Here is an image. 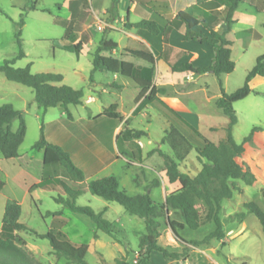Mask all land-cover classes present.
I'll list each match as a JSON object with an SVG mask.
<instances>
[{
    "label": "rangeland",
    "instance_id": "obj_1",
    "mask_svg": "<svg viewBox=\"0 0 264 264\" xmlns=\"http://www.w3.org/2000/svg\"><path fill=\"white\" fill-rule=\"evenodd\" d=\"M112 2L113 0H0V64L14 57L18 51L17 22L23 16L25 24L22 28V41L26 55L18 59L14 65L16 67L30 65L33 73H61L64 76L61 84L84 91L82 104L69 105L70 112L77 119L71 122L65 112L63 117L66 122L63 123L58 120L64 110L61 106H53L44 111L35 100L33 88L7 79L0 71V105L10 103L23 110L27 134L20 147V152L23 154L21 161L24 163L28 161L32 174L39 179L43 176H51L53 168L59 167V177L68 183L76 184L63 166L46 168L42 160H39L38 155L41 153L33 148V144L40 138L41 126L44 125V132L47 129L50 136L56 137V140L60 137L70 141L74 147H78L74 141L75 138H71L72 134L77 136L78 140L87 141L101 154L104 161L115 160L88 180L97 175L115 174L119 178L120 186L129 194L135 195L145 192L147 186L151 185L154 179H158L157 186L170 185V189L167 190L173 191L179 188V184L168 182L163 171V157L158 152L148 155L156 148L173 153L167 143L161 142L170 125L159 109L145 99L140 101L138 115L132 117L127 123L124 121L120 123V131H123L126 126L129 129L144 130L146 135L140 138L126 135L117 139L118 133L113 134V127L118 124V121L98 115L116 102L120 104L122 112L130 110L134 105L137 92L140 91V87L137 88L129 77L120 74L115 76L114 73L106 70H97L93 74L92 53L104 35L118 44V55L127 45L137 47L138 42L129 32L110 30L109 26L103 27V31L97 29L96 14L98 18L105 20L107 14L104 11L110 9ZM187 3L188 0H174L176 7H183ZM32 4L38 7H49L51 11H43L40 8L30 9L29 6ZM130 5V0H121L117 10L120 17L127 16ZM238 10L239 13L250 16L239 15L233 29L227 34L232 41V58L235 61V68L232 72L221 76V79L213 73L191 75L189 71L175 70L174 67L188 62L194 66H209L215 54L211 44L185 40L184 26L169 28L163 31L164 36L162 34L156 36L168 42V54L171 56L168 64L172 66L171 69L167 68L164 56L157 65L156 82L163 89L159 96L177 110L183 111L182 114L188 115L198 129L213 142H219L224 138V127L229 120L228 115L216 106V100L222 95V90L231 93L241 87L245 83L248 72L256 64L257 57L264 54V11L256 13L255 2L252 0H242ZM129 15L131 22H139L143 19L142 15L133 11ZM225 27L227 24L224 22ZM121 28H123L122 24ZM199 30L208 35L202 26ZM139 32L138 29L131 30V33ZM78 38L86 44L82 51L78 52L65 47L72 45ZM91 39L95 40V44L89 43ZM139 45L138 43V47ZM181 48L192 54L198 53V58L191 60V53L178 52ZM115 82L124 84V87L117 88ZM251 86L253 91L234 103L238 122L233 127V133L237 141L241 142L254 127H260L255 131L252 141L245 144V152L239 158L253 170L257 180L252 185L236 180L242 190L235 192L232 198L223 200L220 210L225 233L223 238H214L207 245L192 246L187 264H264V230L257 216L246 207L247 203L255 202L264 209V77H254ZM89 96L94 99L91 100ZM82 117L84 119H81ZM18 126L19 120L15 119L12 122V128L17 129ZM123 151L130 154L137 163L128 164V158L123 155ZM32 156L34 157L31 158ZM197 156V151L193 148L181 161L180 169L196 175L202 167ZM0 158L5 159L1 153ZM101 167L100 165L97 168ZM6 180L7 190L0 192V230L4 211L1 200L4 194H11L10 188L13 185L8 179ZM23 181L21 178L20 182ZM155 186L151 185L149 188L153 189ZM152 191V198L160 201V196L158 197L155 189ZM17 195L19 198H24L22 190H19ZM59 195H67L61 185L49 184L34 189L32 195L28 194L23 199L20 221L40 233H45L56 226V220L65 217L67 223L62 229L71 241L75 244L89 245L86 256L89 264H116V258L120 257H126L128 261L135 262L144 252V249L140 247V236L145 232V222L142 218L130 214L118 202L105 200L89 190L80 195L77 198L78 204L91 206L96 212H102L103 216L113 224L125 228L118 234L120 239L118 241L97 229L88 216L64 208L55 200V197ZM60 209L64 211L62 217L44 216L47 211ZM214 228V223L209 222L197 230L186 228L178 231L189 240H201ZM162 230L163 234L158 242L166 247L170 241L167 236L169 228L164 224ZM19 233L26 242L27 240L30 242L31 248L34 249L32 252L40 262L76 264L66 258L59 259L48 253L51 249L48 239L37 237L29 231ZM178 242L181 245L176 243L174 245L181 252L184 244L180 240ZM150 259L147 264H177L174 259L165 258L156 250L151 252ZM178 264H185V261Z\"/></svg>",
    "mask_w": 264,
    "mask_h": 264
},
{
    "label": "trees",
    "instance_id": "obj_2",
    "mask_svg": "<svg viewBox=\"0 0 264 264\" xmlns=\"http://www.w3.org/2000/svg\"><path fill=\"white\" fill-rule=\"evenodd\" d=\"M252 1L255 2L256 13L264 11V0ZM118 2L119 0H113L109 9L112 13L117 11ZM241 2L242 0H197L196 3L180 10L173 18H169L162 11L163 5L157 1L153 5L150 18L137 23H128V27H137L153 34H160L166 29L184 26L185 40H197L200 43L211 44L215 54L209 66H194L188 62L179 67H174L175 70L190 71L195 74L213 73L221 79V76L232 72L235 68V61L232 58V41L227 37V34L232 30V25L235 23L234 13L240 8ZM29 8L35 9L36 5L32 4ZM166 8L169 9L168 5ZM43 10L50 11L48 8ZM221 22L227 24L224 31L215 29ZM17 24L18 51L14 57L6 59L0 64V71L7 79L33 88L35 100L44 111L53 106H61L67 116L72 119L73 115L69 110V105L82 104L84 91L67 84H61L64 80L61 73H33L30 65L16 67L15 62L26 55L22 41V28L25 24L23 16ZM199 25L209 31L208 36L203 31L196 29ZM117 46L118 44L107 38L106 35L100 39L92 53L93 74L97 70H106L133 79L140 87V92L135 101L139 102L142 98L147 99L169 120L170 128L166 131L161 142L167 143L173 153L156 148L150 151L148 155L152 152H158L163 157V171L168 182L171 184L178 183L179 188L168 192L165 201L157 202L147 190L151 185H157L158 179H154L151 185L147 186L145 192L135 195L129 194L120 186L119 178L115 174L97 175L86 180L85 172L74 162L70 153L62 146L47 140L44 125H42L40 138L33 144V148L43 151V164L46 168L63 166L76 184L68 183L59 177V167H57L58 169L53 168L51 176H43L40 182L31 187L30 191L49 184L61 185L67 195L55 197L57 202L72 212L88 216L97 229L118 241L120 240L118 234L123 232V229L105 218L102 212H96L89 205L78 204L77 198L80 195L89 190L105 200L118 202L127 212L142 218L146 225V232L140 236V247L144 249V252L135 262L128 261L126 257H120L116 258V264H147L150 262L153 250L161 252L165 258H173L180 263L187 260L192 246L207 245L214 238H223L225 233L220 210L223 200L232 198L235 192L242 190L236 180H242L246 185H252L257 180L253 170L248 164L241 162L239 158L245 152V144L252 141L255 131L260 127H254L249 135L238 142L233 133V127L238 122L234 103L253 91L251 81L254 77H264V54L257 57L256 64L248 72L245 83L241 87L231 93L222 90V95L216 100V106L228 115L229 120L224 127V138L219 142H213L195 124L159 97V93H162L163 89L153 81L156 61L154 54L145 49H125L124 56L142 59L148 63L147 65H136L131 60L114 56L112 52ZM65 47L80 52L84 48V41L82 39L74 41L72 45ZM117 108V103H113L104 109L102 115L117 120L119 123L123 120V115ZM15 119L19 120L17 129L12 128V122ZM26 134L27 124L23 110L10 103L1 104V155L6 159L18 157ZM126 135L140 138L146 135V132L129 129L126 126L123 131L117 134V139ZM193 148L196 149L197 157L202 163V167L196 175H191L180 169L181 161ZM122 153L128 158V164L135 161L127 152L123 151ZM134 180L137 182L136 178ZM4 186L5 180L0 169V191ZM246 207L257 216L264 230V209L255 202L247 203ZM21 212V203L16 199L9 198L5 205L3 223L15 233L10 236L0 235V264H45L37 260L33 252L27 248L26 239L19 233L20 231H29L37 237L48 239L51 246L49 253L56 258L61 259L63 257L76 264H89L86 260L88 245L85 243L75 244L62 230V226L66 222L65 218L56 220V226L45 233H40L20 221ZM62 214L63 210L60 209L47 211L44 216L62 217ZM209 222L214 223L215 228L201 240H189L178 231L186 228L197 230ZM164 224L184 244L181 252L170 251L158 242L163 234L162 227Z\"/></svg>",
    "mask_w": 264,
    "mask_h": 264
},
{
    "label": "crops",
    "instance_id": "obj_3",
    "mask_svg": "<svg viewBox=\"0 0 264 264\" xmlns=\"http://www.w3.org/2000/svg\"><path fill=\"white\" fill-rule=\"evenodd\" d=\"M157 1L160 2L163 5V10L162 11H164L163 12L164 15L166 17H169V18H173L180 10L185 9L187 6H189V5L194 4V3L197 2V0H188V3L185 6H183V7H176L174 5V0H130L131 5L129 7V12H128V14H127V16L125 18L120 17L119 16V13L117 11L114 12V13H112L108 9V10H105L104 11V13L107 14V17H106L105 20L104 19L102 20V19L98 18V14H96V18H97L96 24H97V29L98 30H102V31H103V27L109 26L110 27V30L111 29L112 30H116V31L117 30L118 31H121L122 30V31H124L126 33L129 32V34L131 36H133V38L140 44L139 47H138V43H137V47H131L129 45L125 46L123 48V51L119 55L117 54V48H118V46H117V48H115L113 50V52H112V54L114 56L122 57V58L127 59V60H131L136 65H147L148 63L145 62V61H143L142 59L132 58V57L127 56V55L124 56L123 54L126 53L125 52V49H145V50H148V51L152 52L154 54L155 58H156V61H155V75H154V80L153 81L158 86V83L156 82V80L158 78L157 65H158L159 61L162 60V57L163 56L166 59V66H167V68L168 69H171L172 68V66L168 64V60H170V58H171V56L168 54V45H169L168 42H165L162 37L161 38H159V37L157 38L156 36H158L159 34H153V33L148 32L145 29H141V28H137V27H128V23H137V22H131L130 15H129L131 11L142 15L143 19H148V18L151 17L152 12H153V5ZM120 2H121V0H119V2L117 4V10L119 8ZM167 5H168L169 9L166 8ZM38 8H40L42 10L45 9V8H48L51 11V9L49 7H38L37 5H36V8L33 9V10H36ZM239 15H242V16H250V15H246V14L245 15L244 14H241V13H239V10H236L235 13H234L235 23L238 21V16ZM103 21H105V22L102 23ZM235 23L232 25V29H233ZM121 24L123 25V28H121ZM90 25L91 24H89V26ZM99 26H101V28H99ZM200 26H202V25H199L196 29L199 30V27ZM91 27H93V26L91 25ZM182 27L183 26H180L178 28H182ZM173 28H175V27H173ZM222 28L225 29V30L227 28V27L224 28V22L219 23L215 27V29H218V30L219 29H222ZM80 29H85V28H80ZM133 29H138V30H140V32L139 33H131V30H133ZM204 29L207 31V33L209 35V31L206 28H204ZM166 30H168V29H166ZM160 34H162V36H164L163 31ZM78 40H81V38H78L77 40H75V42L78 41ZM188 41H190V40H188ZM192 41H197V40H192ZM89 43L90 44H95V40L91 39ZM85 45L86 44L84 43V46ZM178 52H181V53L184 52V54L191 53V52H187L185 49H182V48L180 50H178ZM197 58H198V53H194V54L191 53V55H190V59L191 60H195ZM190 73H191V75L194 74L193 72H190ZM117 75L118 74L115 73V76H117ZM197 75H201V74H197ZM188 76H190V75H188ZM134 83L136 84L135 81H134ZM114 84H115V86L117 88H123L124 87V84H120L118 82H115ZM135 86L138 88V85L137 84ZM104 90H106V88H104ZM138 94L139 93L137 92V95ZM137 95H136V97H137ZM89 97H91V100L94 99V97H92V96H89ZM143 100H144V98H142L140 101L142 102ZM140 101L139 102H136L134 100V105L130 108V110H128L126 112H122L121 111L120 104L118 102H116L117 105H118L117 110H120L119 112L123 115V120L121 122L124 121V122L127 123L132 117L138 115V109L141 107V105H140L141 102ZM103 111L100 112L98 115H100L101 117H103L104 116V115H102ZM178 111L180 113L183 112V111H180V110H178ZM64 113H65V111L63 110L62 113H61L62 115L60 114V117L58 119L59 121H61L63 123L66 122L65 121V118L63 117V114ZM182 115L184 117H186L189 121H191L193 124H195L190 119V117L188 115H185V114H182ZM104 117H106V116H104ZM76 119L77 118H75L74 115H73V118L72 119H68V120H70L71 122H75ZM81 119H84V117H82ZM88 120H90V119H88ZM121 122H119L118 124H116L113 127V134H117V133L121 132L120 131L121 130V125H120ZM167 122L170 125V122H169L168 119H167ZM45 136H46V138H47V140L49 142H52V143H55V144H58V145L62 146L66 151H68L70 153V155H71L72 159L74 160V162L80 168H82L83 171L85 172L86 180H88L95 173H98V171H100L101 169L104 170V168L106 166H109L110 164H112L115 161L114 159L110 160L109 162L104 161L103 158H102V156H101V154L99 152H97L87 141L78 140L77 136H73L72 134H71V136H72L71 138H75L74 141L77 143L78 147L77 146L74 147V145L70 144V141L64 140V139H62L60 137H59V140H56V137L55 138H52L50 136V134L48 133V130L47 129H45ZM38 152L41 153L40 155H38V157L40 156L39 157V160H42V162H43V151L38 150ZM117 153L118 152H116V157H118V154ZM33 157L34 156H32L31 158H33ZM36 157H37V155H36ZM22 158H23V154L21 152H20V155L18 157H15V158H10V159H6V158L5 159H1L0 158V169H1V173H2L3 177H6V179H8L9 182H12L13 183L12 187L10 188L11 194H4V196L2 197L1 202H2V205L4 207V210H5V205H6L7 200L9 198H13V199L18 200L21 203L22 212H23V199L28 194H31L32 195V191H30L31 187L34 184H36V183H38V182L41 181V179L37 178L35 175L32 174V171L30 169V164L28 163V161H26L24 163L23 161H21ZM134 162L137 163L136 161H134ZM100 165L102 167L100 169L97 168V167H100ZM94 169H98V170H94ZM21 178H23V180H24L23 182H20V179ZM6 181H5L4 188L0 191L1 193L4 192L5 190H7L8 185H7V182ZM169 187H170V185L168 186V185H162V184L159 185V186L156 185L155 187H153V189H155V192L158 195V197L160 196L159 197L160 201H157V200H155V201H157V202H163V201H165L166 196H167V192L170 191V190H167V189H170ZM153 189L149 188V193L150 194L153 193V191H152ZM19 190H22L23 191V194H24L23 197L24 198H19V196L17 195ZM22 212H21V215H22ZM63 213H64V211H63ZM3 215H4V211H3ZM3 215H2V218H1L2 221H3ZM21 215H20V217H21ZM61 216H63V214ZM65 220H66V222H65L64 225H66V223H67V219L66 218H65ZM64 225L62 226V228L64 227ZM115 226H117V225H115ZM117 227H120L123 230L125 229L121 225L120 226H117ZM145 232H146V225H145ZM13 233H15V232L12 231L11 228H9L8 226L4 225V223L2 224V228L0 230V235L10 236ZM167 236H168V239L170 241H168L167 244L165 243L166 244V247L167 246H169L168 248L171 247L172 249H169L170 251L180 252V250L174 244L175 243L176 244H179V245H181V244L178 242V239L174 236V234L170 230V228H169V231L167 233ZM27 246H28V248L31 251L34 252V249L31 248L30 242L28 240H27ZM88 251H89V245H88ZM48 253H49V251H48ZM171 259H173V258H171ZM175 261L178 264V261L177 260H175ZM185 264H187V260L185 261Z\"/></svg>",
    "mask_w": 264,
    "mask_h": 264
},
{
    "label": "built area",
    "instance_id": "obj_4",
    "mask_svg": "<svg viewBox=\"0 0 264 264\" xmlns=\"http://www.w3.org/2000/svg\"><path fill=\"white\" fill-rule=\"evenodd\" d=\"M99 28H101V26H99ZM91 99V97H89Z\"/></svg>",
    "mask_w": 264,
    "mask_h": 264
}]
</instances>
